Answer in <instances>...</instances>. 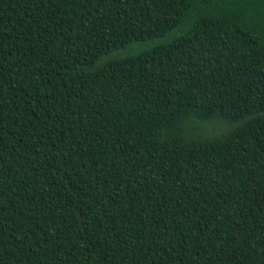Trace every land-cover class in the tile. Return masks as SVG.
Masks as SVG:
<instances>
[{
    "label": "trees",
    "instance_id": "16d2710c",
    "mask_svg": "<svg viewBox=\"0 0 264 264\" xmlns=\"http://www.w3.org/2000/svg\"><path fill=\"white\" fill-rule=\"evenodd\" d=\"M0 264H264V0H0Z\"/></svg>",
    "mask_w": 264,
    "mask_h": 264
},
{
    "label": "rangeland",
    "instance_id": "374dc122",
    "mask_svg": "<svg viewBox=\"0 0 264 264\" xmlns=\"http://www.w3.org/2000/svg\"><path fill=\"white\" fill-rule=\"evenodd\" d=\"M186 136L188 138L216 137L229 131L234 124L227 123L218 119L209 121L191 120L186 123Z\"/></svg>",
    "mask_w": 264,
    "mask_h": 264
}]
</instances>
